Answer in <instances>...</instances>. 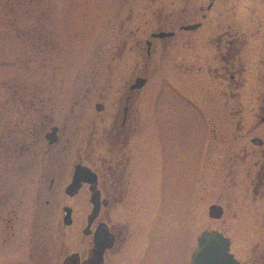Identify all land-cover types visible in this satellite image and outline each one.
I'll return each mask as SVG.
<instances>
[{"label": "flooded vegetation", "instance_id": "af4514ba", "mask_svg": "<svg viewBox=\"0 0 264 264\" xmlns=\"http://www.w3.org/2000/svg\"><path fill=\"white\" fill-rule=\"evenodd\" d=\"M262 2L264 8V0ZM256 3V0H250L246 6V18L252 20L248 27L250 34L255 38L262 36L257 40L260 44L256 62H245L243 57L248 36L241 23L236 21L238 0H185L183 6L168 12L163 5L153 10L149 8L150 16L134 18L137 26L136 36L132 39V48L141 60L145 58L147 64L153 58L162 60L173 46H185L196 39L201 41V47L213 49L211 59H197V63L170 59L169 74L158 76L154 88L159 94L164 87L172 92L171 96L187 99L196 95L189 87L193 83L207 87V93L213 98L225 96L228 101L232 100L228 117L224 116L226 121L230 120V137L220 139L225 145L222 156L229 163L228 175L231 177L229 224L232 227V222H239L240 229L256 232L260 227L263 231L262 240L251 244L247 264H264V16H258ZM141 6L144 7L138 4ZM122 46H127L126 38L122 40ZM158 51L160 57L157 59ZM151 64L154 68L159 66L157 62ZM205 78L207 81L204 82ZM148 80L150 77L143 63L142 68L114 89L117 96L108 106L104 93H108V87L102 85L98 92L100 101L93 104L95 114L87 113L88 123L75 126V131L79 130V144L74 156L70 155V160L68 155L54 156L59 165L48 168L47 187L40 185L47 169L44 154L31 160L22 159L19 170H15L17 173L13 175L15 172L11 171L6 181L12 177L16 180L18 175L22 179L28 168L34 167L38 170V185L30 193L27 177L26 184L21 187L0 188V264H159L157 258L163 251H172L171 240L177 242L175 252H180L173 264H190L186 233L182 238L171 235L168 242L161 239L162 227L171 220L173 226V217L175 225L181 220L180 224L187 227L189 153L185 144L183 148L179 146L180 152H176V160L185 162L181 164L182 180H178L173 176L178 162L167 165L172 145L166 142L169 133L166 124H158L154 115L151 124L154 128L141 132L142 113L135 104ZM246 99L255 101L254 109L245 105ZM197 110L203 120L206 117L209 132L214 131L206 112ZM55 114L53 110L47 121L44 120L46 115L37 118L30 129L44 138L48 148L61 141L62 127L55 123ZM50 132H53L51 137L56 138L53 143L46 139ZM98 146L99 150L96 149ZM4 148V152L10 153L5 152L8 157H19L26 151L27 144L16 139L5 143ZM220 155V149H215L212 140L207 141L202 153L198 152L201 179L197 202L203 209L208 183L204 177L217 181ZM77 168L82 179L74 188H68ZM61 181L63 185H60ZM216 187L212 182L213 194ZM179 190L185 191L184 203L176 201L174 204L171 201L173 191L179 194ZM30 194L34 199L31 208ZM157 194L158 206H163L159 215L156 201L154 205L146 202V196L151 200ZM167 204L170 207L165 206ZM225 212L218 199H211L207 204V214L213 220H222ZM181 213L183 219L179 220L177 215ZM206 229L218 230L227 236L230 253L238 264H243V259L233 250L236 241L232 234L218 227L203 228L201 232Z\"/></svg>", "mask_w": 264, "mask_h": 264}, {"label": "rangeland", "instance_id": "374dc122", "mask_svg": "<svg viewBox=\"0 0 264 264\" xmlns=\"http://www.w3.org/2000/svg\"><path fill=\"white\" fill-rule=\"evenodd\" d=\"M249 1L238 0L236 21L241 23L242 30L246 31L248 36L243 52L245 62H256V50L260 44L257 40L262 36L255 38L249 32L248 27L252 24L251 18H246V11H248L246 6ZM256 1L255 10L258 16L263 17V2ZM184 2L185 0H157L154 3L148 0L141 2L138 0H0V188L21 187L26 184L25 179L28 177L27 186L31 193L32 188L38 185V170L34 167L30 166L22 179L18 175L19 179L16 177L15 180L12 177V181L6 180L11 171L15 172L13 175L17 173L15 170H19L22 159L31 160L39 154L47 157L44 160L47 169L46 172H42L43 178L40 184L47 187L48 168H58L59 165L54 156L68 155L69 160L70 155L74 156L75 148L79 144L77 140L79 130L75 131V126L79 127L88 123L89 114L87 113L95 114L93 104L100 101L98 92L102 85L105 84L108 87L106 89L108 93L104 91L107 101L105 104L108 106L110 100L117 96L114 89H118L122 82L142 68L144 63L150 80L142 88L135 104L142 113L141 132L154 128L152 125L155 115L156 122L166 124L165 129L166 127L169 129L166 142L171 143L172 148L168 151L167 165L169 163L173 166L174 161H177L175 155H177L176 152H180L179 146L183 148L185 144L187 154L189 153L187 227L180 224V219H183L181 213L177 215L180 220L177 225L173 217V226H171V220L162 227L163 238L161 239L168 242L171 235L173 238L184 237L186 233L190 261L192 251L196 247V237L201 230L207 227H218L232 234L236 241L233 250L243 259V264H247L251 244L256 240H262L263 231L260 227L256 232L240 229L239 222H232V227L229 224L231 177L228 175L229 163L222 156L225 145L223 142L220 143V139L230 137V120L226 121L224 116L228 117L227 111L232 106V100L228 101L225 96L213 98L207 93V87L202 88V85L193 83L189 84V87L196 95H191L187 99L178 98L174 94L171 96L172 92L165 90L164 87L161 88V94L154 88L159 79L158 76L165 77L169 74L170 59H184L197 63V59H211L213 49L207 46L201 47V41L196 39L185 46H173L166 51L167 54L162 60L157 61L153 58L147 64L145 58L142 57L143 60H141L136 49L132 48V39L136 36L135 27L137 26L135 17L150 16L148 9L153 10L161 5L165 6L168 12L176 6H183ZM140 3L144 7H138ZM125 38L127 39L126 47L122 46V40ZM156 56L157 59L160 57V51ZM136 62H138L137 65ZM151 62H157L159 66L154 68ZM205 81H207L206 78ZM174 84L178 85L175 81ZM245 105L252 106L253 109L256 106L252 99H246ZM88 108H90L89 111ZM197 109H203V112H206L211 127L215 128L214 131L209 132L206 117L203 120ZM53 110L56 113L55 123L62 127V134L61 141L48 148L44 138L37 136L30 129L36 119L43 115H46L44 120L47 121ZM96 121L98 122L97 119ZM158 128L164 127L158 126ZM150 137L153 138L152 134ZM39 138L40 142H37ZM16 139L26 141L27 149L22 156L8 157L6 153L8 155L10 153L3 151L4 145ZM208 140H212L216 150L220 149L221 157L217 163V181H210L211 177H204L208 183L204 190L203 209L197 202L201 179L199 177L201 160L197 156L198 152L202 153L203 149L205 150ZM96 149L99 150V146ZM49 155L53 158L49 159ZM178 160V169L175 172L173 170V176L182 180L181 164L185 162L182 159ZM151 161L154 165L153 160ZM56 173L59 174L57 171ZM63 181L60 185L64 184ZM212 182L217 186L215 194L212 193ZM184 194L183 190H179V194L173 191L171 201L184 203ZM157 196L158 194L151 200H148V196H146L148 199L145 198L146 202L150 201L152 205L156 201L157 215H159V209L163 206H158ZM28 199L31 208L34 204L33 195L30 194ZM211 199H218L224 205L226 212L222 220H213L208 216L207 204L211 202ZM165 206L170 207V204ZM28 223L31 225V221ZM159 226L160 224H158V230ZM169 243L172 253L169 250L163 251V254L157 258V263H175L174 259L180 252H175L177 242L171 240Z\"/></svg>", "mask_w": 264, "mask_h": 264}, {"label": "water", "instance_id": "95a60500", "mask_svg": "<svg viewBox=\"0 0 264 264\" xmlns=\"http://www.w3.org/2000/svg\"><path fill=\"white\" fill-rule=\"evenodd\" d=\"M46 135L48 142L53 143L56 138ZM78 168L76 169L68 188H74L81 180ZM229 238L218 230L206 229L198 236L197 246L192 252L190 264H238V261L229 251Z\"/></svg>", "mask_w": 264, "mask_h": 264}]
</instances>
